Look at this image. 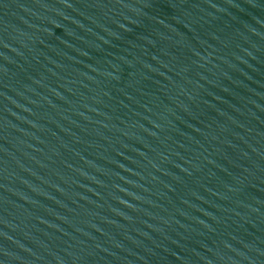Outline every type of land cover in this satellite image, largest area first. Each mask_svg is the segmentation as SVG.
Returning <instances> with one entry per match:
<instances>
[{"label": "water", "instance_id": "obj_1", "mask_svg": "<svg viewBox=\"0 0 264 264\" xmlns=\"http://www.w3.org/2000/svg\"><path fill=\"white\" fill-rule=\"evenodd\" d=\"M0 264H264V0H0Z\"/></svg>", "mask_w": 264, "mask_h": 264}]
</instances>
